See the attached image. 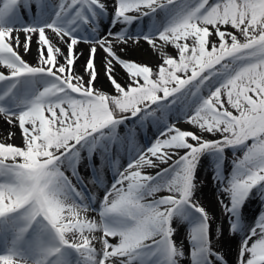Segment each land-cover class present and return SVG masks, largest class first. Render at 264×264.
<instances>
[{
  "label": "snow or ice",
  "instance_id": "obj_1",
  "mask_svg": "<svg viewBox=\"0 0 264 264\" xmlns=\"http://www.w3.org/2000/svg\"><path fill=\"white\" fill-rule=\"evenodd\" d=\"M33 3L39 12L22 22ZM105 16L113 28L150 23L101 36ZM34 36L35 66L20 52ZM140 39L159 51L157 69L114 50ZM81 42L90 45L87 80L74 72ZM98 49L114 95L94 87ZM173 112L199 132L169 123ZM0 117L22 135L21 145L0 142V264H228L213 243L223 227L213 237V218L194 199L204 157L228 232L241 237L236 264H264V210L253 226L243 217L253 196L264 203V0H113L111 13L104 0H0ZM133 119L162 126L146 149L134 129L119 131ZM228 149L242 156L226 171ZM89 183L104 186L98 220ZM178 224L187 226V255Z\"/></svg>",
  "mask_w": 264,
  "mask_h": 264
},
{
  "label": "bare ground",
  "instance_id": "obj_2",
  "mask_svg": "<svg viewBox=\"0 0 264 264\" xmlns=\"http://www.w3.org/2000/svg\"><path fill=\"white\" fill-rule=\"evenodd\" d=\"M104 2L107 4L109 8V13H111V8L113 4V0H104ZM37 8L36 4L33 3L32 9ZM34 12L33 14H29L28 11L24 12L23 9H21V18L22 22L24 23H31V21L34 18ZM150 21L148 18H144L143 23L140 24V22H136L133 25H122L117 24L114 28L109 23V17L105 16L102 23L100 24V31L99 35L104 36L107 33L108 29H111L113 32H118L122 28H127V31L131 35H135L140 28L142 27L144 31L148 30V25ZM227 31L234 32L235 30L228 27L226 29ZM47 34L53 38V42L56 43L54 34L51 33L50 30L47 31ZM21 35V40H23V33ZM84 35H88V33H84ZM111 39V37H109ZM37 36H34L31 42V50L27 54L24 53V50L21 48L20 52L23 58L32 65H36L38 54H37ZM216 37L213 36L212 40L216 41ZM161 42L157 41V44L159 45ZM61 50L67 55V46L63 43H60L58 45ZM90 48V45L87 43H79L76 48L75 52L79 55V59L76 61L74 65V72L76 75H82L84 76L85 80L88 79L87 75L84 72V65L88 58V50ZM114 50L117 52V54L127 61H132L136 63L143 64L141 59L147 58L148 60V66L152 67L154 70L158 68L160 63L162 62L160 53L158 50L154 49L151 45H149L146 41L143 39H140L138 43H134L132 41H129L127 45L124 44H117L114 42ZM164 51L175 56L176 50L171 46H165ZM105 53L103 50L98 49L95 57V64L97 67V80L95 81L94 87L98 90H101L109 95H114L115 90L111 84V82L108 80V78L105 75ZM58 60L60 63H64L63 57H58ZM146 61V62H147ZM115 78L118 82H120L122 85L128 83V76L126 72L119 66H116L115 69ZM129 126L134 129L135 131V138L136 143L139 146L140 149H146L148 146L151 145L156 139V137L159 135V130L162 128V126L153 125L150 121L151 128L150 132L148 134L147 140L149 141L148 146H145V142L141 140L140 131L142 128L140 125L137 127V121L129 120L126 121ZM169 123H174L177 127L181 128V130H188V131H194L199 132L197 128H195L193 125L187 123V117L184 115H181L179 113L173 112L169 116ZM148 124V123H147ZM145 124V126L147 125ZM121 125L120 127H122ZM144 126V127H145ZM121 135H124L128 130L121 129L119 130ZM8 132H13L15 135L13 136L8 143H13L15 145H21L22 144V135L21 130L18 126H12L7 123H5L3 117H0V136L1 137H7ZM217 136H211L210 134H205L206 139H215ZM151 139V141H150ZM120 160L121 164L123 166H126L129 156L126 152L120 154ZM230 165H232V161H230V158L226 160L225 162V170L229 171ZM163 167V166H162ZM146 171L152 172L154 170L147 169ZM113 172L111 170L105 171V185L110 188L112 181ZM197 191L195 193L194 199L199 202L200 205H202L209 213L210 217H212L211 222V228L210 231L213 234V237L216 235V230L218 227H223V236L219 241H216L215 238L213 239L214 246L222 252L225 259L227 260L228 264H236L237 261V254L240 247V239L241 237L239 235L232 236L228 232V223L227 218L223 213V210L221 208V205L218 202V198L220 196V193L216 187L215 182L212 179V172L208 165V158L204 157L202 162V167L198 171L197 175ZM104 186L97 187L91 183L88 184L89 192L91 195H94L96 197V201L92 204V211H90L89 216L93 219H99V203L100 200L104 194ZM167 194V193H161ZM264 210V203L261 202L258 195L253 196L246 204V207L243 210V217L245 220L246 225L253 226L255 224L256 219L258 218L260 212ZM178 231L175 236V239L178 242H182L185 248V253L187 255L188 250V242H187V226L186 225H177ZM99 235V234H98ZM112 242H115L114 240ZM99 247V245H98ZM182 264H190L188 259H185Z\"/></svg>",
  "mask_w": 264,
  "mask_h": 264
},
{
  "label": "rangeland",
  "instance_id": "obj_3",
  "mask_svg": "<svg viewBox=\"0 0 264 264\" xmlns=\"http://www.w3.org/2000/svg\"><path fill=\"white\" fill-rule=\"evenodd\" d=\"M33 11H39V9L38 8H35L34 7V9H33ZM24 12H26V11H24ZM33 13V12H32ZM148 59L147 58H144V59H141V61L143 62V64L144 65H147L149 62L147 61ZM147 61V62H146ZM96 87V86H95ZM97 89V88H96ZM138 123V122H137ZM138 125H139V123H138ZM212 136V135H211ZM217 138H219L218 137V135H217V137L215 138V139H217ZM8 142V141H10L7 137H1L0 136V142ZM150 141H151V139H150ZM249 143H251V141H249ZM145 146L147 147L148 145H147V143H145ZM237 156H242V152H236L235 153V155L233 154V151H232V149H228L227 150V152H226V159H225V162H226V160H227V158L229 159L230 158V161H232L233 159H235ZM231 167H232V165H230V169H231ZM229 169V170H230Z\"/></svg>",
  "mask_w": 264,
  "mask_h": 264
}]
</instances>
